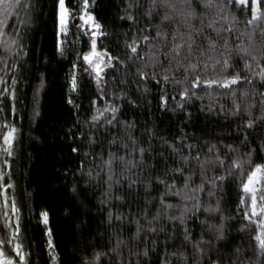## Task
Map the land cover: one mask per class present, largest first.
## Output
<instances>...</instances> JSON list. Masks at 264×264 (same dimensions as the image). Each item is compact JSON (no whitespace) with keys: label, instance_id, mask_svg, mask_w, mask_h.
Returning a JSON list of instances; mask_svg holds the SVG:
<instances>
[{"label":"snow or ice","instance_id":"6c2138e0","mask_svg":"<svg viewBox=\"0 0 264 264\" xmlns=\"http://www.w3.org/2000/svg\"><path fill=\"white\" fill-rule=\"evenodd\" d=\"M38 2L0 0V105L17 99V72L23 68L18 58L28 54L24 39ZM95 5L96 0H76L74 7L53 0L52 8L62 56L60 35H67L70 20L82 22L77 29L84 30L90 44L77 59L95 81L98 98L106 100L98 107L92 99L90 114L77 117L64 133L77 161L74 170L62 174L67 180L62 187L76 202L68 215H92L88 204L98 196L100 227L106 229L73 250L75 264H264V163L253 159H264V0H120L117 19L127 30L111 34L97 20ZM9 17L16 23L9 25ZM109 36L123 57L113 55L115 49H98L97 38ZM108 77L116 85L111 90ZM78 87L73 72L71 92ZM153 87L161 117L183 116L173 121L178 125L174 136L159 135L147 121L121 119L125 104L150 106ZM200 91L209 101L201 104L202 111L235 118L227 134L201 139L185 131L192 122L191 103L204 99ZM67 104L81 108L71 95ZM33 115L40 113L34 109ZM2 127L7 130L0 144L5 157L0 165L5 232L0 264H28L29 254L19 242L20 209L15 196L8 195L15 184L11 171H5L11 168L8 158L16 155L19 129L8 122ZM238 174L246 179L232 209L229 186ZM40 216L47 226L48 211ZM46 234L52 264H61L51 228Z\"/></svg>","mask_w":264,"mask_h":264},{"label":"trees","instance_id":"16d2710c","mask_svg":"<svg viewBox=\"0 0 264 264\" xmlns=\"http://www.w3.org/2000/svg\"><path fill=\"white\" fill-rule=\"evenodd\" d=\"M66 2L69 3V7L76 5V0H66ZM118 4L120 0H96V5L92 9L97 20L109 34L127 30V26H121V22L117 19ZM52 8L53 0H39L31 29L24 39L28 54L18 58L23 68L22 71L17 72V99L15 101L10 98L5 99L3 105H0L3 108V111H0V144L3 142L2 134L7 130L2 127L5 122L14 124L19 129L15 142L16 155L14 158H8L11 160V168H6L5 171H11L12 182L15 184L14 189L8 190V195L15 196L20 209L19 242L23 245L24 251L29 254L28 264H52L47 247L48 228L52 230L54 253L59 254L61 264H75L72 257L73 250L84 247L85 241L93 242V236H96L98 232H106V229L100 227L103 215L98 211V196L91 198L88 204L92 215L85 216L82 211L68 215L76 202L70 199L66 194L67 189L62 187L67 183L62 174L65 169L74 170L77 161L70 153L64 133L77 117L84 119L90 114L92 99H97L98 107H103L106 100L98 98L95 81L84 72L82 60L77 59L78 54L89 50V48L83 49V44L85 42L90 44L84 30L77 29V25L82 22L78 17L70 20L68 35L62 44L64 48L62 56L56 47L58 21L53 15ZM245 18V15H240L241 21ZM8 23L12 25L16 21L9 17ZM8 31H11V28ZM115 41L117 42L116 39ZM97 47L111 50L108 46V38L104 37L97 38ZM117 54L123 57V50L118 48L113 55ZM2 55L4 53L0 50V56ZM73 64L77 65L75 69ZM2 67L3 64H0V68ZM73 72L79 85L76 92H71ZM11 75V72L7 75L9 84H11ZM108 82L110 90L116 86L111 77H108ZM37 89H39L38 92ZM171 91L169 89L170 93ZM156 93L157 89L153 87L152 95L148 97L151 104L150 106L146 104L142 109H132L125 104L121 119H136L140 123L147 121L148 126L156 125L159 135L174 136L178 132V125L173 121L183 119V116L181 114L179 117L171 115L161 117ZM69 95L73 97L76 104L81 105L80 109H74L67 104ZM199 95L204 99L191 103L189 111L192 113V122L186 126V132L203 139L225 135L230 128L235 127L234 123H230L235 119L233 117L226 119L222 114L202 111L201 104H207L209 101L204 91H200ZM220 102L226 101L221 98ZM174 103L170 100L169 106ZM13 104H15V112L12 111ZM34 109L39 111V116L33 115ZM261 156H264V153H261ZM4 158L0 155V165ZM253 159L255 163H264V159H258L255 156ZM242 179L246 177L238 174L229 186L231 196L229 206L232 209L236 208L239 196L242 194L240 189ZM91 192L90 189L89 195ZM80 199L82 200L83 197ZM135 207L134 202L132 209L135 210ZM45 210L49 213L47 226L44 225L40 216V213ZM121 211L127 212L128 208H123ZM83 222H87L86 227ZM3 224L4 220L0 215V236H5ZM82 228L83 231H81ZM243 239L247 242L250 237L245 236ZM235 240L239 242L240 237H236ZM94 243L101 242L97 240Z\"/></svg>","mask_w":264,"mask_h":264},{"label":"rangeland","instance_id":"374dc122","mask_svg":"<svg viewBox=\"0 0 264 264\" xmlns=\"http://www.w3.org/2000/svg\"><path fill=\"white\" fill-rule=\"evenodd\" d=\"M67 35H68V33H67ZM67 35H64V34H61V35H60L59 40L62 42V44H63V42H64V38H65ZM116 44H117V42L115 41V39L112 38L111 36H109V38H108V46L110 47L111 50L115 49V51H113L112 54H115V53L117 52V49H118V48H116ZM88 48H89V44H88L87 42H85V43L83 44V49L87 50Z\"/></svg>","mask_w":264,"mask_h":264}]
</instances>
